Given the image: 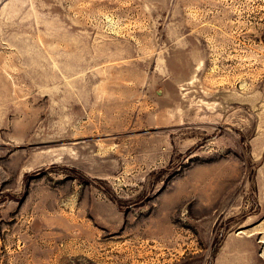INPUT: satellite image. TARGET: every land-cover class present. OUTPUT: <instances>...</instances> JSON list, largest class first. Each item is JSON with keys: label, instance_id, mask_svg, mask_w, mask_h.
<instances>
[{"label": "rangeland", "instance_id": "rangeland-1", "mask_svg": "<svg viewBox=\"0 0 264 264\" xmlns=\"http://www.w3.org/2000/svg\"><path fill=\"white\" fill-rule=\"evenodd\" d=\"M264 0H0V264H264Z\"/></svg>", "mask_w": 264, "mask_h": 264}, {"label": "flooded vegetation", "instance_id": "flooded-vegetation-1", "mask_svg": "<svg viewBox=\"0 0 264 264\" xmlns=\"http://www.w3.org/2000/svg\"><path fill=\"white\" fill-rule=\"evenodd\" d=\"M264 36V33H263V35H262V37Z\"/></svg>", "mask_w": 264, "mask_h": 264}, {"label": "water", "instance_id": "water-1", "mask_svg": "<svg viewBox=\"0 0 264 264\" xmlns=\"http://www.w3.org/2000/svg\"><path fill=\"white\" fill-rule=\"evenodd\" d=\"M263 39H264V36H263Z\"/></svg>", "mask_w": 264, "mask_h": 264}]
</instances>
